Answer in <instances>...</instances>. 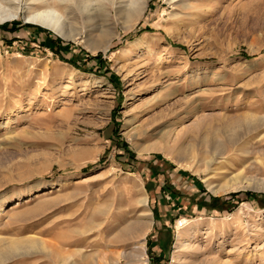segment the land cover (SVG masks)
Returning <instances> with one entry per match:
<instances>
[{
    "label": "rangeland",
    "instance_id": "374dc122",
    "mask_svg": "<svg viewBox=\"0 0 264 264\" xmlns=\"http://www.w3.org/2000/svg\"><path fill=\"white\" fill-rule=\"evenodd\" d=\"M111 8L103 33L76 13L74 39L0 25V247L34 248L3 264H264V0H150L131 28ZM186 129L225 158L179 162ZM144 213L133 249L117 237Z\"/></svg>",
    "mask_w": 264,
    "mask_h": 264
},
{
    "label": "bare ground",
    "instance_id": "6f19581e",
    "mask_svg": "<svg viewBox=\"0 0 264 264\" xmlns=\"http://www.w3.org/2000/svg\"><path fill=\"white\" fill-rule=\"evenodd\" d=\"M149 1L150 0H130L127 4H122L121 2H117V0H0V25L6 22L19 20L21 17H24L25 21L28 23L47 28L63 38L74 39L76 34H74L75 31L72 22H75L76 13H80L86 17L85 19H88L90 24L93 23L91 26L92 29L94 28L95 30L103 33L104 31L110 30L112 27L116 28V23H111V18L109 19L104 13L103 14L106 17L101 19L102 22H100V20L98 22H92L95 21L96 15L100 12L103 4H111L112 8L110 13H112V18L115 19L114 21H119V19H122L120 17L123 15L126 16L128 19L126 27L131 28L140 21L147 9ZM178 4L179 7L185 5L184 1H179ZM187 8L190 9L192 7L189 6ZM137 44L143 45L146 44V41L142 39L137 42ZM40 90L41 89H38L39 92ZM256 125L258 128L263 126L264 120H259ZM167 128H169L167 132H174V129L170 126ZM189 133L190 131L186 129L183 135H178L177 141L181 142L179 146L167 147L165 151L174 152L176 149L175 153L177 152L178 161L187 162V165L189 164L190 167L191 164L199 163L197 151L200 147H210L214 149V153L212 155L214 161H205L208 168L213 165V162L220 161V159L222 160L225 158L224 156L227 154L229 147L214 141V137H212V135H214L213 132L206 135L203 134V132L197 131L194 136ZM202 160H204V158ZM238 180L239 177H234L226 184L225 187L220 189L214 188L211 183H209V179L205 182H208V187L215 196H220L229 192H236L242 188L240 183L237 182ZM141 204L142 208L146 207L147 198H144ZM150 216L151 213H144L142 215V219L121 230L117 238L123 240H135L139 245L134 246L133 249H141L142 246L140 244L143 242L150 229ZM33 249L34 248L31 247H22L18 244L4 248L0 247V264L9 262L11 259L17 257H28L33 253ZM125 256H127V254H125ZM125 256L124 258H126ZM70 259L71 256H67V254L64 255L58 250L54 252L55 262L68 264ZM95 261L91 258V256H85L82 258L83 264H98V262L96 261V263ZM214 264H231V262L224 261Z\"/></svg>",
    "mask_w": 264,
    "mask_h": 264
},
{
    "label": "built area",
    "instance_id": "2783aa9c",
    "mask_svg": "<svg viewBox=\"0 0 264 264\" xmlns=\"http://www.w3.org/2000/svg\"><path fill=\"white\" fill-rule=\"evenodd\" d=\"M186 225V222L184 220H179L175 223V227L178 229L184 228Z\"/></svg>",
    "mask_w": 264,
    "mask_h": 264
}]
</instances>
